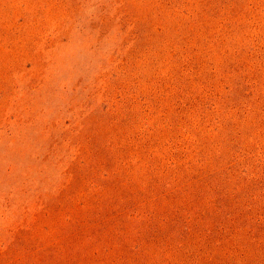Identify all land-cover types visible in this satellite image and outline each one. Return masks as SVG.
<instances>
[{
	"label": "rangeland",
	"instance_id": "1",
	"mask_svg": "<svg viewBox=\"0 0 264 264\" xmlns=\"http://www.w3.org/2000/svg\"><path fill=\"white\" fill-rule=\"evenodd\" d=\"M0 264H264V0H0Z\"/></svg>",
	"mask_w": 264,
	"mask_h": 264
},
{
	"label": "trees",
	"instance_id": "2",
	"mask_svg": "<svg viewBox=\"0 0 264 264\" xmlns=\"http://www.w3.org/2000/svg\"><path fill=\"white\" fill-rule=\"evenodd\" d=\"M219 209H220V208H219ZM220 211H221V209H220ZM219 224H220V221H219ZM179 244L182 245L183 243L180 242ZM177 250H178V249H177ZM178 251H180V250H178ZM180 253H182V252L180 251Z\"/></svg>",
	"mask_w": 264,
	"mask_h": 264
}]
</instances>
